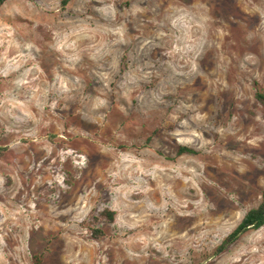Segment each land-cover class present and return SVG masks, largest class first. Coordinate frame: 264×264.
<instances>
[{
    "label": "rangeland",
    "instance_id": "1",
    "mask_svg": "<svg viewBox=\"0 0 264 264\" xmlns=\"http://www.w3.org/2000/svg\"><path fill=\"white\" fill-rule=\"evenodd\" d=\"M61 1L0 7V264H264V0Z\"/></svg>",
    "mask_w": 264,
    "mask_h": 264
},
{
    "label": "trees",
    "instance_id": "2",
    "mask_svg": "<svg viewBox=\"0 0 264 264\" xmlns=\"http://www.w3.org/2000/svg\"><path fill=\"white\" fill-rule=\"evenodd\" d=\"M7 0H0V7L6 2ZM33 2L35 0H26ZM70 0H62L61 5L65 6ZM255 91L254 97L259 104L264 108V92L258 87L257 83L254 84ZM7 150L6 146L0 145V157L3 153ZM183 153H194V149L180 145L176 150V155L179 156ZM101 215H104L108 221H112L114 217V212L111 210H103ZM264 225V188L261 192V200L257 206L250 208L245 212L242 219L238 223V225L222 240L221 244L218 245L217 251H222L231 245L234 241H236L241 234L250 230V229H258ZM94 234L100 233L101 230L93 229ZM10 264H16L15 262L11 261ZM32 264H41V256L40 255H33L32 257Z\"/></svg>",
    "mask_w": 264,
    "mask_h": 264
}]
</instances>
